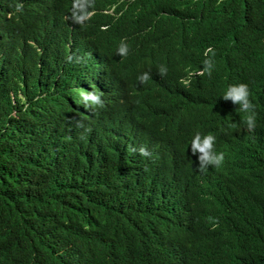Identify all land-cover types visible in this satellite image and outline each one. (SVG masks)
<instances>
[{
	"label": "trees",
	"instance_id": "1",
	"mask_svg": "<svg viewBox=\"0 0 264 264\" xmlns=\"http://www.w3.org/2000/svg\"><path fill=\"white\" fill-rule=\"evenodd\" d=\"M76 3L0 0V264H264V0Z\"/></svg>",
	"mask_w": 264,
	"mask_h": 264
},
{
	"label": "clouds",
	"instance_id": "2",
	"mask_svg": "<svg viewBox=\"0 0 264 264\" xmlns=\"http://www.w3.org/2000/svg\"><path fill=\"white\" fill-rule=\"evenodd\" d=\"M84 3L89 5L94 4V0H84L82 3L81 0H77L74 8H79L83 14L77 11H73L72 17L74 23H83L87 18L88 13L84 12ZM22 10V6L17 7V11ZM129 52V46L124 42H121V45L118 49V55L126 56ZM69 61L72 60V57L68 58ZM204 71L211 75V71L214 68V63L211 59H205ZM158 72L161 76L167 75V68L163 65L159 66ZM150 74L145 72L137 77L141 83H147L150 79ZM80 95L85 107H103L104 101L102 99L103 92H97L96 90L88 91L83 88L80 90ZM250 89L249 85L245 83H239L235 85H230L224 95L222 96L225 101H231L233 104L239 105V111L246 113L247 115L242 117V123L246 126L247 130H254L256 127V115H255V105L250 99ZM216 137L212 133L202 135L197 132L191 142V151L193 155L198 154L199 159V170L206 171L208 166H214L217 168L221 166L225 159V154L221 150H215ZM133 152L137 149H131ZM139 153L143 156H150L151 153L144 146L138 149Z\"/></svg>",
	"mask_w": 264,
	"mask_h": 264
},
{
	"label": "bare ground",
	"instance_id": "3",
	"mask_svg": "<svg viewBox=\"0 0 264 264\" xmlns=\"http://www.w3.org/2000/svg\"><path fill=\"white\" fill-rule=\"evenodd\" d=\"M49 1H50V0H49ZM44 2H45V1H44ZM47 3H48V2H47ZM49 4H50V3H49ZM59 4H60V3H59ZM46 6H48V5H46ZM60 6H61V4H60ZM30 9H31V8H30ZM29 11H30V10H29ZM43 11H44V10H43ZM36 12H37V11H36ZM48 12H49V10H48ZM45 13H47V12H45ZM43 14H44V13H43ZM47 14H49V13H47ZM52 15H53V14H52ZM37 17H38V16H37ZM37 17H36V18H37ZM46 17H47V16H46ZM28 19H29V18H28ZM26 20H27V19H26ZM139 115H140V114H138V116H139ZM173 123H174V122H173ZM152 124H153V123H152ZM152 124H151V125H152ZM162 124H163V123H162ZM163 125H164V124H163ZM161 126H162V125H161ZM159 129H161V127H160ZM259 129H260V128H259ZM262 129H263V128H262ZM253 132H254V131H253ZM258 132H260V131H258ZM108 136H109V135H108ZM112 136H113V135H112ZM115 136H116V135H115ZM250 136H251V135H249V137H250ZM104 137H105V135H104ZM106 137H107V136H106ZM106 137H105V138H106ZM253 137H255V136L253 135ZM105 138H104V139H105ZM248 253H249V252H248ZM249 254H250V253H249ZM247 255H248V254H247ZM247 255H246V256H247ZM251 256H252V255H251Z\"/></svg>",
	"mask_w": 264,
	"mask_h": 264
}]
</instances>
